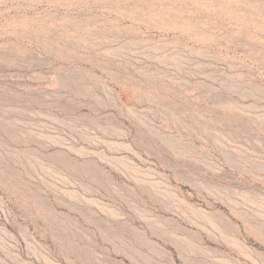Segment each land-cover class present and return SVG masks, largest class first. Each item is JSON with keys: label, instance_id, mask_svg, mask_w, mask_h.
Returning a JSON list of instances; mask_svg holds the SVG:
<instances>
[{"label": "rangeland", "instance_id": "374dc122", "mask_svg": "<svg viewBox=\"0 0 264 264\" xmlns=\"http://www.w3.org/2000/svg\"><path fill=\"white\" fill-rule=\"evenodd\" d=\"M0 264H264V0H0Z\"/></svg>", "mask_w": 264, "mask_h": 264}]
</instances>
